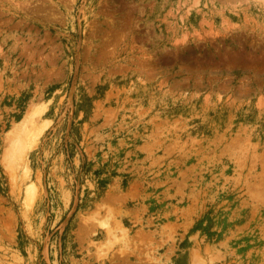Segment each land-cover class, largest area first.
Instances as JSON below:
<instances>
[{"label": "rangeland", "instance_id": "obj_1", "mask_svg": "<svg viewBox=\"0 0 264 264\" xmlns=\"http://www.w3.org/2000/svg\"><path fill=\"white\" fill-rule=\"evenodd\" d=\"M0 264H264V0H0Z\"/></svg>", "mask_w": 264, "mask_h": 264}, {"label": "bare ground", "instance_id": "obj_2", "mask_svg": "<svg viewBox=\"0 0 264 264\" xmlns=\"http://www.w3.org/2000/svg\"><path fill=\"white\" fill-rule=\"evenodd\" d=\"M21 140H24L25 141V145H26V132L25 134H23L21 137H19ZM19 141V140H18ZM24 145V146H25ZM19 151H22L21 149Z\"/></svg>", "mask_w": 264, "mask_h": 264}]
</instances>
